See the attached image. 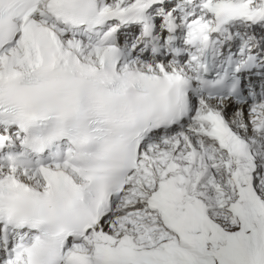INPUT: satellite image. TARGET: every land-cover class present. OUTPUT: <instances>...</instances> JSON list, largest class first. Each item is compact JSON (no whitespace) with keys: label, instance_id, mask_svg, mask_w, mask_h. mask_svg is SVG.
<instances>
[{"label":"snow or ice","instance_id":"obj_1","mask_svg":"<svg viewBox=\"0 0 264 264\" xmlns=\"http://www.w3.org/2000/svg\"><path fill=\"white\" fill-rule=\"evenodd\" d=\"M0 264H264V0H0Z\"/></svg>","mask_w":264,"mask_h":264}]
</instances>
